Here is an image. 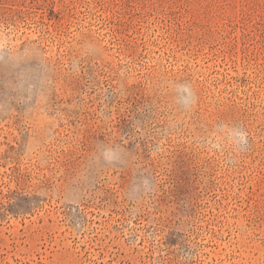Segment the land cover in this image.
<instances>
[{
	"label": "rangeland",
	"instance_id": "1",
	"mask_svg": "<svg viewBox=\"0 0 264 264\" xmlns=\"http://www.w3.org/2000/svg\"><path fill=\"white\" fill-rule=\"evenodd\" d=\"M0 264H264V0H0Z\"/></svg>",
	"mask_w": 264,
	"mask_h": 264
},
{
	"label": "clouds",
	"instance_id": "2",
	"mask_svg": "<svg viewBox=\"0 0 264 264\" xmlns=\"http://www.w3.org/2000/svg\"><path fill=\"white\" fill-rule=\"evenodd\" d=\"M178 102L185 108H189L194 103V93L189 85L180 84L176 86ZM228 139L237 152L243 151L248 145V134L246 131H241L239 128L228 130Z\"/></svg>",
	"mask_w": 264,
	"mask_h": 264
}]
</instances>
